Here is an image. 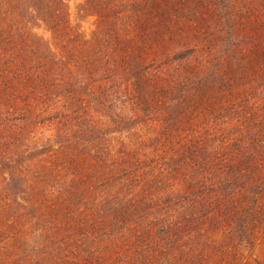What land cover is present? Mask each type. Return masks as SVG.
Segmentation results:
<instances>
[{
  "label": "trees",
  "instance_id": "1",
  "mask_svg": "<svg viewBox=\"0 0 264 264\" xmlns=\"http://www.w3.org/2000/svg\"><path fill=\"white\" fill-rule=\"evenodd\" d=\"M77 17L94 30L66 0H0V264H244L264 231V0Z\"/></svg>",
  "mask_w": 264,
  "mask_h": 264
},
{
  "label": "rangeland",
  "instance_id": "2",
  "mask_svg": "<svg viewBox=\"0 0 264 264\" xmlns=\"http://www.w3.org/2000/svg\"><path fill=\"white\" fill-rule=\"evenodd\" d=\"M69 6V12L71 16V21L73 25H79L82 33L90 34L95 28L94 19H83L79 20L77 17V9L83 0H66ZM39 35L48 37L49 35L44 31V29L36 31ZM244 264H264V231H262L258 236L257 240L250 257H247V261Z\"/></svg>",
  "mask_w": 264,
  "mask_h": 264
}]
</instances>
